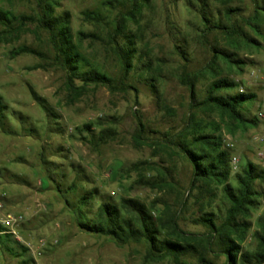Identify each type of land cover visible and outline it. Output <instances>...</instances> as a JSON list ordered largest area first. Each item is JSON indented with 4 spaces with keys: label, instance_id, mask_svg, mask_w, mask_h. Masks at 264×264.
Here are the masks:
<instances>
[{
    "label": "rangeland",
    "instance_id": "1",
    "mask_svg": "<svg viewBox=\"0 0 264 264\" xmlns=\"http://www.w3.org/2000/svg\"><path fill=\"white\" fill-rule=\"evenodd\" d=\"M207 1L213 9L223 8L224 0ZM228 1L246 14L253 10L252 0ZM36 5V0H0V10L18 18H34ZM199 7V0H148L143 5L139 23H129L138 68L128 79L132 88L126 91L120 89L123 72L108 32L118 16L132 9L131 0H61L57 9L58 14H70L74 42L84 59L113 78L116 90L89 86L72 92L66 72L55 62L47 33L34 21L26 22L18 38L0 43V121L4 126L0 125V204L4 206L0 220L8 212L26 220L18 231L21 241L13 236L9 242L15 255L0 246V264H175L171 259L148 260L144 243L118 246L108 238L81 232L65 199L48 181V170L55 173L63 189L77 180V190L69 196L74 202L90 190H96L103 200L119 203L132 198L148 207L158 201L173 203L177 194L184 195L188 209L183 211L181 228L190 233L205 231L193 223L199 214L194 194L188 193L192 168L175 145L187 126L191 104L189 88L181 77L198 75L199 99L205 97L214 77L208 69L213 55L210 43L199 37ZM95 16L102 22L91 19ZM219 39L222 46L223 39ZM210 42L215 44V36H210ZM21 48L31 53L17 55ZM246 56L239 53L240 58ZM250 58L257 65L232 77L241 82V91L256 94L246 116L257 119L264 111V50ZM218 65L226 76V65ZM139 119L145 126L143 140L138 138ZM197 119L207 126L217 124L223 147L240 158L237 169L231 166L232 177L247 162L264 170V143L258 139L264 134V122L257 119L256 126L230 131V123L216 112H199ZM86 125L92 126L90 131ZM101 130L113 131V139L101 144ZM164 176L173 191L144 184ZM256 190L264 194V183H256ZM216 194L212 208L221 206L220 190ZM260 201L261 208L250 219L252 229L244 251L256 247L252 233L264 211V196ZM99 203H92L93 214ZM209 258L216 264L225 263L224 257ZM185 262L195 264L196 260L189 256Z\"/></svg>",
    "mask_w": 264,
    "mask_h": 264
},
{
    "label": "trees",
    "instance_id": "2",
    "mask_svg": "<svg viewBox=\"0 0 264 264\" xmlns=\"http://www.w3.org/2000/svg\"><path fill=\"white\" fill-rule=\"evenodd\" d=\"M60 1L36 0L37 14L34 18H18L11 12L0 10V43L18 38L26 22L34 21L47 33L55 62L66 72V83L72 92L79 93L89 86L118 89L113 78L91 66L82 56L74 42L70 14L57 13ZM131 1L132 9L118 16L108 32L122 68L120 89L123 91L132 88L128 79L138 68V51L129 23H139L137 17L148 0ZM221 2L222 9H213L207 0H199L198 12L202 25L199 37L201 42L210 43L213 55L208 69L214 77L202 99L198 98L196 91L198 75L186 73L181 77L182 84L189 88L191 104L187 126L181 132L180 140L175 142L192 168L188 193L191 197L194 194L199 214L193 223L202 226L205 231L190 233L181 228L183 211L188 209V200L182 199L184 195L177 194L173 203L158 201L148 207L132 198H122L119 203L103 200L98 197L96 190H90L74 202L69 196L76 192L77 180L63 189L55 173L48 170V181L55 184L58 193L65 199L81 232L108 238L118 246L144 243L147 246V259L153 262L171 259L175 264H187L185 259L194 256L195 264H216L209 258L212 255L215 258L224 257V264H264V211L257 218L256 230L252 233L256 247L253 251H244V244L252 229V214L262 206L260 199L264 194L256 190V183H264V170L247 162L232 177V154L223 147L218 134L219 126L214 123L207 126L197 119L199 112H216L230 123V131L235 127L247 128L258 124L256 118L249 119L246 116L247 106L256 101V94L241 92L242 84L232 74L240 76L246 67L257 65L250 57L264 50V0H252L253 10L249 14L242 8L231 6L228 0ZM91 19L102 22L99 16ZM210 36H215V44L210 42ZM219 38L223 39L222 46L219 45L222 42ZM178 49L182 52L181 48ZM241 52L247 56L240 58ZM16 53L21 55L31 52L21 48ZM182 56L185 58L184 52ZM219 62L226 65V76H222L224 71L220 69ZM76 83L80 87L77 88ZM138 123V138L143 140L145 126L141 119ZM0 125L4 127L1 121ZM91 127L86 125L88 131ZM113 137V131L101 130L98 141L105 144ZM144 184L152 189L168 188L173 191V185L165 176L159 181H147ZM218 190L221 192V206L212 208ZM206 198L210 200L205 201ZM96 200L100 203L93 214L92 203ZM158 205L162 210L157 213ZM4 231L0 225V246L4 252L15 255L9 247L13 236L2 234ZM14 243L25 252L28 251L17 241Z\"/></svg>",
    "mask_w": 264,
    "mask_h": 264
},
{
    "label": "built area",
    "instance_id": "3",
    "mask_svg": "<svg viewBox=\"0 0 264 264\" xmlns=\"http://www.w3.org/2000/svg\"><path fill=\"white\" fill-rule=\"evenodd\" d=\"M264 87V83H263ZM243 92V91H241ZM257 119L261 122H264V111L260 112L257 116ZM260 143H264V134L260 136L259 138ZM240 163V158L236 155H232L231 157V166L233 169H237L238 165ZM0 209H4V206L0 204ZM26 222L25 217L21 214H15V213H6L2 220H0V225L4 228V233L2 234H11L14 236L18 241H21L18 235V231H20V227ZM45 242L40 241V246H44ZM29 249H31L30 244L26 245Z\"/></svg>",
    "mask_w": 264,
    "mask_h": 264
}]
</instances>
